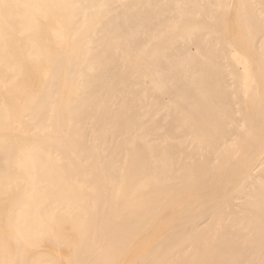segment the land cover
Instances as JSON below:
<instances>
[{
  "label": "bare ground",
  "instance_id": "obj_1",
  "mask_svg": "<svg viewBox=\"0 0 264 264\" xmlns=\"http://www.w3.org/2000/svg\"><path fill=\"white\" fill-rule=\"evenodd\" d=\"M0 264H264V0H0Z\"/></svg>",
  "mask_w": 264,
  "mask_h": 264
}]
</instances>
